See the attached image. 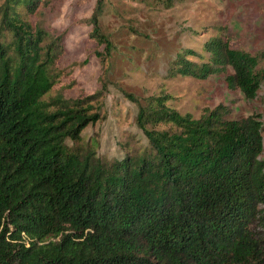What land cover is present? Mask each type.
<instances>
[{"label":"trees","instance_id":"trees-1","mask_svg":"<svg viewBox=\"0 0 264 264\" xmlns=\"http://www.w3.org/2000/svg\"><path fill=\"white\" fill-rule=\"evenodd\" d=\"M42 2L0 7V264H264V115L235 117L221 103L196 118L166 95L122 87L147 146L109 162L70 145L102 106L98 94L46 99L58 47L20 11ZM105 10L97 0L87 22L110 50ZM142 66L166 78L222 75L249 100L264 88L261 57L224 30L200 50L166 49Z\"/></svg>","mask_w":264,"mask_h":264},{"label":"rangeland","instance_id":"rangeland-1","mask_svg":"<svg viewBox=\"0 0 264 264\" xmlns=\"http://www.w3.org/2000/svg\"><path fill=\"white\" fill-rule=\"evenodd\" d=\"M156 1L105 0L101 28L111 40L110 50L91 36L93 27L87 22L97 0H44L35 13L20 8L26 20L54 37L58 47L57 82L46 99L98 94L101 119L84 130L81 142L69 144L91 145L105 161L148 144L136 120L137 104L122 87L146 97L166 95L170 106L196 118L221 103L229 104L235 117L264 115V88L257 99L249 100L239 89H229L222 75L166 78L142 66L149 56L160 57L166 49L200 50L206 39L224 30L233 47L258 54L264 67V0H175L172 6ZM4 2L0 0V7Z\"/></svg>","mask_w":264,"mask_h":264}]
</instances>
